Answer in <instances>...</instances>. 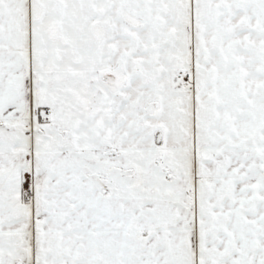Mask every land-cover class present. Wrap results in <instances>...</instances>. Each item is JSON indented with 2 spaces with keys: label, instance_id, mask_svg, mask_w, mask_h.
I'll list each match as a JSON object with an SVG mask.
<instances>
[{
  "label": "snow or ice",
  "instance_id": "snow-or-ice-1",
  "mask_svg": "<svg viewBox=\"0 0 264 264\" xmlns=\"http://www.w3.org/2000/svg\"><path fill=\"white\" fill-rule=\"evenodd\" d=\"M0 264H264V0H0Z\"/></svg>",
  "mask_w": 264,
  "mask_h": 264
}]
</instances>
